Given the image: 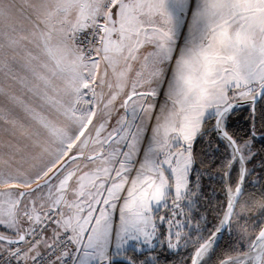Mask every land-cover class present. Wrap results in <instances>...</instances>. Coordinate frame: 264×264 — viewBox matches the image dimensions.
<instances>
[{"label":"snow or ice","instance_id":"1","mask_svg":"<svg viewBox=\"0 0 264 264\" xmlns=\"http://www.w3.org/2000/svg\"><path fill=\"white\" fill-rule=\"evenodd\" d=\"M258 99L264 0H0V264H135L128 249L157 242L208 264L225 233L237 242L218 264H264V226L243 215ZM241 101L245 137L229 131ZM205 136L227 153V199L189 230ZM262 179L249 183L264 211Z\"/></svg>","mask_w":264,"mask_h":264},{"label":"trees","instance_id":"2","mask_svg":"<svg viewBox=\"0 0 264 264\" xmlns=\"http://www.w3.org/2000/svg\"><path fill=\"white\" fill-rule=\"evenodd\" d=\"M229 131L236 134L238 137H245L251 127H252V113L249 107L242 108L235 111L229 120ZM211 129V124H207L205 130L209 131ZM255 132L256 134H264V99H261L256 106V123H255ZM213 142H215V136H212ZM208 137L205 136L203 139L197 138L193 143V157H194V166L190 174V187L195 185L196 190V202L199 205L202 213H199L193 216L192 219L203 220L208 213V217L211 220L210 226L216 224L218 214L222 213L225 209L226 204V192H225V182H224V173L225 167L222 165V159H226V156H222L223 147L219 151H213L212 154L207 152ZM254 151L259 153L256 157V160L249 164V168H255V172L248 177V180L245 182V195L244 200L249 201L248 209L252 210L251 200L261 199V190L259 188L253 187L249 181L256 180L258 177L264 178V171L261 170V159L264 158V135L256 136L254 140ZM221 154V155H220ZM236 178L235 172L232 174V179ZM261 183L264 184V179L261 180ZM213 192L212 196L209 194ZM194 205H197L194 202ZM198 209V207H197ZM219 210V211H218ZM262 211V210H261ZM264 211H262V216ZM196 223V221H194ZM264 222L261 223L262 226ZM192 227V226H191ZM231 236L227 233L221 239L218 248L216 249V254L214 257L209 259L208 264H218L217 258H226L228 254L229 246L233 244L230 242ZM191 254L190 249H184L178 252L177 257H174L173 260L176 264H189L188 257ZM127 257L131 258L137 264H149L147 261L140 259L137 255L127 252ZM161 261V260H160ZM114 264H126L125 262H115Z\"/></svg>","mask_w":264,"mask_h":264},{"label":"rangeland","instance_id":"3","mask_svg":"<svg viewBox=\"0 0 264 264\" xmlns=\"http://www.w3.org/2000/svg\"><path fill=\"white\" fill-rule=\"evenodd\" d=\"M137 68H138V64L134 65L133 70L129 73V84H128L129 88L131 87V81H132V79L135 76V71H136ZM162 101H163V96H160L158 98V103L162 102ZM116 107H117V109H119V101L117 102ZM123 114H124V110L123 109H119L118 111H114L113 115H112V119L110 121L111 126H116L117 119H119V117L121 115H123ZM209 123L211 124V121ZM206 126H207V124L205 125V128H206ZM210 154H212V152ZM225 155H227V153H225L223 151L222 156H225ZM224 160L225 159H222V161H224ZM221 164L223 165L224 162H222ZM132 175L134 176L135 172H133ZM224 182H225V180H224ZM212 194H213V192H211L209 195L212 196ZM197 196L198 195H195L194 197H190V199L192 200V203L187 205L185 207V209H184L185 212H187L189 214V217L191 219V226L192 227L189 230H195L197 225H200V227L202 228L204 226V224H205V220H206V222L208 223L209 226L212 223L211 220L208 217L209 216L208 213H206V216L204 217L203 220H198L197 221L195 219H192L193 211H195L194 212V216L199 214V213H202V211L199 208V205L196 202ZM194 202L197 205L198 209L194 205ZM251 208H252V210L251 209H246L245 212L243 213V215L249 222V231L250 232L254 231V230L258 231V227L257 226H260L261 223L264 222V215L262 216L261 209H259L257 207H254V206H252ZM168 211L169 210L165 209V208H157V209H155V214L157 216L166 215L168 213ZM236 211H240V209L237 208ZM117 216H118V213H117ZM194 221H196V223H194ZM117 222H118V220H117ZM167 227L168 226L166 224H162V225H160V230L164 231L165 229H167ZM0 231H2V229H0ZM230 242H233V244H235L237 242V237H236L235 233H233L231 235ZM244 243H247V241L245 240ZM184 249H186V248L183 247V245H182L178 249L170 250L167 247L162 246L159 242H157L156 246L154 248H152V249L143 248L140 251H136V250H133V249L129 248L127 252L130 251V253H132L133 255L134 254L137 255L140 259H143V260L147 261V263H149V264H176V262L173 260V258L175 257L176 260H177V257L175 255H177L178 252L181 253V251L184 250Z\"/></svg>","mask_w":264,"mask_h":264},{"label":"water","instance_id":"4","mask_svg":"<svg viewBox=\"0 0 264 264\" xmlns=\"http://www.w3.org/2000/svg\"><path fill=\"white\" fill-rule=\"evenodd\" d=\"M260 100H261V99H258V100H257L255 107L257 106V104L259 103ZM245 107H249L248 102L241 101V102H240V106H239L235 111L240 110V109L245 108ZM254 122L256 123V113H255V121H254ZM252 124H253V119H252ZM262 135H264V134H256V136H262ZM225 171H226V169H225ZM228 179H229V178L226 177V176L224 175L225 186H226V183H227ZM245 182H246V181H245ZM263 226H264V225H263ZM221 239H222V238H221ZM128 259H131V258L128 257ZM131 260H132V259H131ZM132 261H133V260H132ZM115 262H125V263H126V260H125L124 255H120V256L116 257V258L114 259V261H113V264H114ZM134 262H135V261H134ZM135 264H137V263L135 262Z\"/></svg>","mask_w":264,"mask_h":264},{"label":"built area","instance_id":"5","mask_svg":"<svg viewBox=\"0 0 264 264\" xmlns=\"http://www.w3.org/2000/svg\"><path fill=\"white\" fill-rule=\"evenodd\" d=\"M24 247H27V245H24ZM42 251H43V249H42ZM13 264H15V261H13ZM45 264H47V256L45 258Z\"/></svg>","mask_w":264,"mask_h":264},{"label":"flooded vegetation","instance_id":"6","mask_svg":"<svg viewBox=\"0 0 264 264\" xmlns=\"http://www.w3.org/2000/svg\"><path fill=\"white\" fill-rule=\"evenodd\" d=\"M226 188V187H225ZM226 199H227V197H226ZM225 210V209H224ZM226 234V233H225ZM223 238V237H222ZM221 241V240H220Z\"/></svg>","mask_w":264,"mask_h":264},{"label":"crops","instance_id":"7","mask_svg":"<svg viewBox=\"0 0 264 264\" xmlns=\"http://www.w3.org/2000/svg\"><path fill=\"white\" fill-rule=\"evenodd\" d=\"M118 102V101H117Z\"/></svg>","mask_w":264,"mask_h":264}]
</instances>
